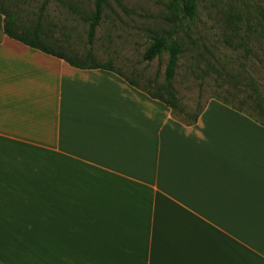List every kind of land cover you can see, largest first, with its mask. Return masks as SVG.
<instances>
[{
    "label": "crops",
    "instance_id": "0c3cea01",
    "mask_svg": "<svg viewBox=\"0 0 264 264\" xmlns=\"http://www.w3.org/2000/svg\"><path fill=\"white\" fill-rule=\"evenodd\" d=\"M3 25L0 264H264V124L217 100L183 124Z\"/></svg>",
    "mask_w": 264,
    "mask_h": 264
},
{
    "label": "rangeland",
    "instance_id": "374dc122",
    "mask_svg": "<svg viewBox=\"0 0 264 264\" xmlns=\"http://www.w3.org/2000/svg\"><path fill=\"white\" fill-rule=\"evenodd\" d=\"M0 0L15 13L17 24L39 23L42 36L68 56L91 57L150 92L164 83L168 52L143 60L155 36L182 48L173 86L185 119L209 100L233 106L250 105L253 81L264 97V28L258 16L260 0H193L192 19L173 0H104L101 20L91 44L87 41L96 0ZM59 47V48H58ZM246 110V106L243 107Z\"/></svg>",
    "mask_w": 264,
    "mask_h": 264
},
{
    "label": "trees",
    "instance_id": "16d2710c",
    "mask_svg": "<svg viewBox=\"0 0 264 264\" xmlns=\"http://www.w3.org/2000/svg\"><path fill=\"white\" fill-rule=\"evenodd\" d=\"M49 0H44L42 8H44L48 4ZM103 2L104 0H96L95 10L90 19V24L87 32V41L89 44L92 43L95 30L101 20L102 10H103ZM180 3L182 4L181 12L184 17H188L189 19L193 18L195 3L193 0H173L172 6L174 8H178ZM260 6L258 9V16L263 23L262 28H264V0H260ZM0 15L4 17V33L5 35L13 39L17 42H20L23 45L28 46L29 48L44 53L46 55L52 56L54 58L63 60L70 67L80 69V70H106L116 73L118 76L123 78L129 85L138 88L145 92L150 98L155 99L163 103L166 107H168L174 118L179 120L181 123L186 125L195 124L199 115L204 110V107L198 108L197 111L192 113L190 116H187L185 119H179L178 117L183 114V110L180 108L177 92L173 86V79L175 77L176 67L179 59V55L182 53V48L180 45L174 40H168L163 36H155L152 39V43L143 53V60L146 62H151L155 58L159 57L164 51L168 52L167 64L164 71V83L158 85L154 88L153 92L143 90L139 88L138 84L132 80L124 78L120 73L114 71L112 66L109 63L104 65L97 64L93 61L91 57H87L88 60H78L75 57L68 56L64 54L62 51L56 48L55 44L52 42H48L43 38L41 27L38 24L31 28H22L17 24V17L15 13H10L8 10L0 7ZM59 48V47H58ZM250 89L249 99L251 100V104H246L245 100L241 101L238 106L230 105L225 101H219L222 104L230 107L231 109L238 111L248 118L252 119L258 124H264V97H262L259 93L258 88L254 85L252 81L248 85ZM244 106H246V110H244Z\"/></svg>",
    "mask_w": 264,
    "mask_h": 264
}]
</instances>
